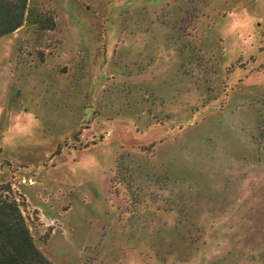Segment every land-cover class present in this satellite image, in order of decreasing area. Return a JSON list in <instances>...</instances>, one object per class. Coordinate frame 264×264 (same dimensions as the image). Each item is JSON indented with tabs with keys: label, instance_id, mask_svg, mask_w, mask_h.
<instances>
[{
	"label": "rangeland",
	"instance_id": "374dc122",
	"mask_svg": "<svg viewBox=\"0 0 264 264\" xmlns=\"http://www.w3.org/2000/svg\"><path fill=\"white\" fill-rule=\"evenodd\" d=\"M29 10L0 38V139L20 111L42 127L0 175L52 264H264V0Z\"/></svg>",
	"mask_w": 264,
	"mask_h": 264
},
{
	"label": "trees",
	"instance_id": "16d2710c",
	"mask_svg": "<svg viewBox=\"0 0 264 264\" xmlns=\"http://www.w3.org/2000/svg\"><path fill=\"white\" fill-rule=\"evenodd\" d=\"M31 16L29 0H0V38L30 23ZM45 17V20L33 24L39 30L54 31L56 21L53 15L47 14ZM146 151L153 152V145ZM119 160L111 182L112 190L125 183ZM25 207L24 198L14 191L12 184L0 186V264H52L35 243L24 215Z\"/></svg>",
	"mask_w": 264,
	"mask_h": 264
},
{
	"label": "clouds",
	"instance_id": "9594fccd",
	"mask_svg": "<svg viewBox=\"0 0 264 264\" xmlns=\"http://www.w3.org/2000/svg\"><path fill=\"white\" fill-rule=\"evenodd\" d=\"M3 110L0 109V112ZM10 126L0 139V144L14 146L17 137L35 136L36 131L42 127V122L30 111H20L15 115L9 116ZM15 132L16 136H10L9 133Z\"/></svg>",
	"mask_w": 264,
	"mask_h": 264
},
{
	"label": "crops",
	"instance_id": "0c3cea01",
	"mask_svg": "<svg viewBox=\"0 0 264 264\" xmlns=\"http://www.w3.org/2000/svg\"><path fill=\"white\" fill-rule=\"evenodd\" d=\"M90 130H91V129H90ZM93 134H95V133H93ZM108 134L110 135V133H108ZM82 138H85V134L82 135ZM0 151H1V152L4 151V148L1 147V146H0ZM1 167H2V166H1V163H0V168H1ZM4 171H5V169H3V172H4ZM6 176H7V175H3V177H1V175H0V186H1V185H5V184H9V181L6 180ZM37 186H39V184H36V183H35V184L33 185V187H37ZM29 188H30V187H29ZM23 195L27 198V202H30V200H29L30 198H29L28 194H23Z\"/></svg>",
	"mask_w": 264,
	"mask_h": 264
}]
</instances>
